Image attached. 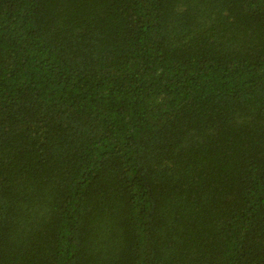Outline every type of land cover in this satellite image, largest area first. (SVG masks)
<instances>
[{
    "label": "trees",
    "instance_id": "trees-1",
    "mask_svg": "<svg viewBox=\"0 0 264 264\" xmlns=\"http://www.w3.org/2000/svg\"><path fill=\"white\" fill-rule=\"evenodd\" d=\"M0 264H264V0H0Z\"/></svg>",
    "mask_w": 264,
    "mask_h": 264
}]
</instances>
